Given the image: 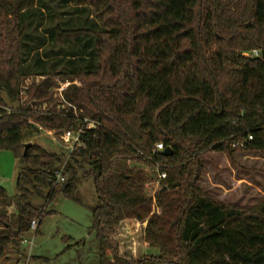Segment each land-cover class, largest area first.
<instances>
[{
    "label": "trees",
    "instance_id": "16d2710c",
    "mask_svg": "<svg viewBox=\"0 0 264 264\" xmlns=\"http://www.w3.org/2000/svg\"><path fill=\"white\" fill-rule=\"evenodd\" d=\"M41 1L0 0V153L21 167L17 199L0 186V259L47 215L31 199L63 194L82 204L77 187L93 179L100 264H264V199L225 203L203 186L206 167H218L211 155L238 167L235 155L264 154V0H62L91 23L62 34L92 36L97 66L32 75L23 18L56 3ZM31 78L42 81L26 86ZM57 79L70 83L64 101L101 124L81 136L62 184L63 155L37 144L24 155L42 131L61 135L79 123L72 109L56 111ZM143 167L166 175L155 196ZM123 223L142 225L159 254H123Z\"/></svg>",
    "mask_w": 264,
    "mask_h": 264
},
{
    "label": "rangeland",
    "instance_id": "374dc122",
    "mask_svg": "<svg viewBox=\"0 0 264 264\" xmlns=\"http://www.w3.org/2000/svg\"><path fill=\"white\" fill-rule=\"evenodd\" d=\"M52 1L56 3L48 4ZM61 2L62 0H43L40 6L48 4L44 15L36 10L23 18L27 27L22 50L24 71L32 75L70 73L97 66L96 45L92 36L80 35V33L76 36L62 34V32L80 31V28L89 29L91 23L83 17L80 18V15H74L72 9H62L59 6ZM80 53L84 54L85 60H80ZM34 81L40 82L42 79H28L26 86ZM55 84L57 87L54 90L55 100L58 104L56 111L60 112L63 110L60 89L70 83H63L57 79ZM74 84L79 85L77 82ZM25 100L26 98L20 104H24ZM46 108L45 105L42 110ZM29 141L51 154H60L64 157L69 154L68 149L72 144L71 137L45 131L30 138ZM211 157L218 167L217 170L211 166L206 167L207 174L204 178L206 183H203V186L214 192L220 200L251 207L264 199V154H237L235 161L238 167L231 165L223 155H211ZM65 162L64 159V164ZM143 170L149 182L153 184L152 187L156 188V171L147 167H143ZM20 171V163L15 155L11 151H2L0 186L12 199H17L19 196L16 183ZM77 196L82 204L63 194L58 195L49 204L42 199H31L30 203L43 208L47 215L39 225V231L30 230L25 233L21 238L24 243L12 246L0 259V264H43L41 260H48L50 264H100L99 241L93 231L94 220L89 210L98 205L93 179L82 181L78 185ZM14 212V208L8 210L10 218ZM143 228L142 225L134 226L132 223H123L119 227L117 239L122 245L123 254L136 259L159 254L158 250L149 249L145 244ZM32 259L40 261L35 262Z\"/></svg>",
    "mask_w": 264,
    "mask_h": 264
},
{
    "label": "built area",
    "instance_id": "2783aa9c",
    "mask_svg": "<svg viewBox=\"0 0 264 264\" xmlns=\"http://www.w3.org/2000/svg\"><path fill=\"white\" fill-rule=\"evenodd\" d=\"M254 53L257 55V52H254ZM68 85L63 86L59 92L61 95L62 101H63L62 102V104H63L62 108H63V110H66V112L69 109H72L75 116L79 119V123H77L76 126L72 130L65 131L62 133V135H66L67 137H71V139H72L71 143L72 144L68 149L69 154L65 157V160H66L65 164L55 173L57 180L60 184H62L66 181V177L64 175L65 166H66V163L68 162V160L70 159L71 155L74 153V151L77 149V147L81 144V142H80L81 136L87 132L96 130V129L101 127V124L98 121L83 117L82 111H80V113H79V111L74 106L69 105L64 101L63 92L66 90ZM252 139H253L252 137H249V140H252ZM156 151L157 152H163L164 151L163 144H158L156 146ZM156 173H157V180L155 183H156L157 187L153 188L152 187L153 184L150 182H148L146 184V190L150 192L151 196H155L156 192L160 189V180H162L166 177L165 174H160L158 171H156ZM38 228H39L38 222L37 221L32 222L31 230L37 232ZM22 243H24V242H22Z\"/></svg>",
    "mask_w": 264,
    "mask_h": 264
},
{
    "label": "water",
    "instance_id": "95a60500",
    "mask_svg": "<svg viewBox=\"0 0 264 264\" xmlns=\"http://www.w3.org/2000/svg\"><path fill=\"white\" fill-rule=\"evenodd\" d=\"M31 146H32V144H27V145L25 146V153H24L25 156L27 155L28 149H29ZM172 153H173V152H172V149H170V148H168V149H166L165 151L162 152L163 156H165V157H169V156H171ZM166 189H167V188L165 187L163 190L165 191Z\"/></svg>",
    "mask_w": 264,
    "mask_h": 264
},
{
    "label": "crops",
    "instance_id": "0c3cea01",
    "mask_svg": "<svg viewBox=\"0 0 264 264\" xmlns=\"http://www.w3.org/2000/svg\"><path fill=\"white\" fill-rule=\"evenodd\" d=\"M31 144H33V143H31Z\"/></svg>",
    "mask_w": 264,
    "mask_h": 264
}]
</instances>
